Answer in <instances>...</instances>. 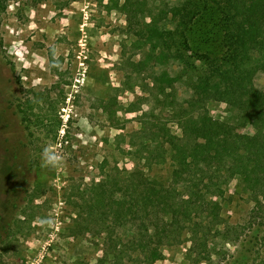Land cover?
Wrapping results in <instances>:
<instances>
[{"label":"rangeland","instance_id":"1","mask_svg":"<svg viewBox=\"0 0 264 264\" xmlns=\"http://www.w3.org/2000/svg\"><path fill=\"white\" fill-rule=\"evenodd\" d=\"M177 1L132 0L123 9L125 0H0V264H109L89 204L109 198L107 176L143 168L129 143L140 145L132 133L144 112L181 135L173 112L185 107L190 89L176 63H144L138 34L150 20L143 13L159 16ZM160 77L164 101L156 99ZM253 83L264 91L263 71ZM206 108L215 119L228 115L218 100ZM45 148L60 166H42ZM158 174L170 176L165 168ZM216 200L220 218L236 230L229 235L239 237L209 235L203 245L183 232L160 246L163 257L153 264H264V196L254 198L235 175ZM113 235L128 244L124 228ZM124 249L117 264H148Z\"/></svg>","mask_w":264,"mask_h":264},{"label":"trees","instance_id":"2","mask_svg":"<svg viewBox=\"0 0 264 264\" xmlns=\"http://www.w3.org/2000/svg\"><path fill=\"white\" fill-rule=\"evenodd\" d=\"M131 3L125 0L122 8ZM160 11L159 16L143 13L150 17L145 33L138 32L140 45L147 46L143 61L176 63L190 97L173 112L181 135L159 120L148 121L147 112L140 116L141 127L132 133L141 138L140 145L129 144L138 156L131 153L143 159V168L121 178L107 176L109 198H95L88 206L97 233H105L109 264L123 259L125 245L153 264L163 257L160 246L183 232L203 245L209 235L236 240L239 236L229 235L236 230L222 221L216 200L225 197L235 175L254 198L264 196V91L253 83L255 73L264 72V0H178ZM164 83L158 78L160 101L166 96ZM210 100L226 104L224 119L209 114ZM247 124L255 133L238 131ZM144 168L157 171L150 176ZM162 168L167 179L158 174ZM120 227L128 244L113 235Z\"/></svg>","mask_w":264,"mask_h":264},{"label":"clouds","instance_id":"3","mask_svg":"<svg viewBox=\"0 0 264 264\" xmlns=\"http://www.w3.org/2000/svg\"><path fill=\"white\" fill-rule=\"evenodd\" d=\"M41 158L44 167H57L62 163V159L49 148L43 150Z\"/></svg>","mask_w":264,"mask_h":264}]
</instances>
